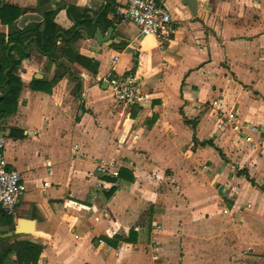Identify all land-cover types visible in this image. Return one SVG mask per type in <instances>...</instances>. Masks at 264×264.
<instances>
[{
  "label": "crops",
  "instance_id": "obj_1",
  "mask_svg": "<svg viewBox=\"0 0 264 264\" xmlns=\"http://www.w3.org/2000/svg\"><path fill=\"white\" fill-rule=\"evenodd\" d=\"M1 1L21 8L16 27L58 7L54 22L79 35L52 57L30 42L17 67V109L0 129L25 190L13 214L0 207V233L13 228L0 248L39 242L37 264H264V0H197L196 14L159 0L175 25L167 38L125 19L127 0ZM129 75L133 104L113 84Z\"/></svg>",
  "mask_w": 264,
  "mask_h": 264
},
{
  "label": "trees",
  "instance_id": "obj_2",
  "mask_svg": "<svg viewBox=\"0 0 264 264\" xmlns=\"http://www.w3.org/2000/svg\"><path fill=\"white\" fill-rule=\"evenodd\" d=\"M57 9L58 7L45 11L41 22L31 21L22 27H16L14 24L21 14V8L0 0V22L8 26L7 32H0V89H4L0 95V119L17 109L18 94L22 85L17 67L20 59L29 55L27 52L29 43L33 42L41 53L52 57L60 49L57 44L60 37L66 44H70L79 35L77 29H66L54 22ZM98 13L99 19L105 10L101 9ZM81 23L87 22L82 20ZM14 52L19 55V59L14 57ZM64 54L69 60L77 61L91 70L97 68V61L73 52L70 47L64 50ZM19 135L21 136L22 132ZM8 217V223L12 225V217L10 215ZM42 249L43 245L39 242L28 238L16 239L13 243H5L0 248V264L6 261L12 251L16 253L17 264L28 262L37 264Z\"/></svg>",
  "mask_w": 264,
  "mask_h": 264
},
{
  "label": "built area",
  "instance_id": "obj_3",
  "mask_svg": "<svg viewBox=\"0 0 264 264\" xmlns=\"http://www.w3.org/2000/svg\"><path fill=\"white\" fill-rule=\"evenodd\" d=\"M122 15L138 27L143 35H153L157 38L170 37L175 31V25L170 10L159 0H127ZM116 98L128 104L135 103L140 97L139 83L131 75L125 80H113ZM221 116L231 122L236 131L246 130L244 124L238 123L236 112L225 110L221 102L212 101ZM255 129V126H252ZM247 132V130H246ZM243 139L251 141V135L246 133ZM5 137L0 129V207L7 214H13L22 193L25 190L20 172L8 166L5 154ZM103 167V166H101ZM105 168L103 167L102 170ZM116 174V171H113ZM26 264H32L28 262Z\"/></svg>",
  "mask_w": 264,
  "mask_h": 264
},
{
  "label": "water",
  "instance_id": "obj_4",
  "mask_svg": "<svg viewBox=\"0 0 264 264\" xmlns=\"http://www.w3.org/2000/svg\"><path fill=\"white\" fill-rule=\"evenodd\" d=\"M184 3L188 4V6L190 7L191 11L196 14L197 13V0H182ZM35 19V20H40L41 16L38 14H32V13H26L24 15H22L18 21V25L20 27L23 26L24 21L27 19ZM13 228H11L12 231ZM7 232V233H0V236H8L10 235L12 232Z\"/></svg>",
  "mask_w": 264,
  "mask_h": 264
},
{
  "label": "rangeland",
  "instance_id": "obj_5",
  "mask_svg": "<svg viewBox=\"0 0 264 264\" xmlns=\"http://www.w3.org/2000/svg\"><path fill=\"white\" fill-rule=\"evenodd\" d=\"M252 260H255L256 262H251V263L249 262V264H252V263L258 264L259 260H262V259H252ZM240 263H244V262L241 261ZM247 263H248V261L245 264H247ZM226 264H233L232 255L229 256V262H227Z\"/></svg>",
  "mask_w": 264,
  "mask_h": 264
}]
</instances>
